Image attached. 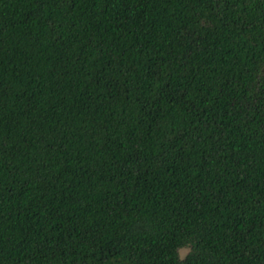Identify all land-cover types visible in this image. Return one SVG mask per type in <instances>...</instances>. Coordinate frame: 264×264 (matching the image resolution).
I'll return each mask as SVG.
<instances>
[{"label":"trees","instance_id":"16d2710c","mask_svg":"<svg viewBox=\"0 0 264 264\" xmlns=\"http://www.w3.org/2000/svg\"><path fill=\"white\" fill-rule=\"evenodd\" d=\"M0 264H264V0H0Z\"/></svg>","mask_w":264,"mask_h":264},{"label":"rangeland","instance_id":"374dc122","mask_svg":"<svg viewBox=\"0 0 264 264\" xmlns=\"http://www.w3.org/2000/svg\"><path fill=\"white\" fill-rule=\"evenodd\" d=\"M188 249L187 248H182L179 250V254L181 257L185 256V254L187 253Z\"/></svg>","mask_w":264,"mask_h":264}]
</instances>
